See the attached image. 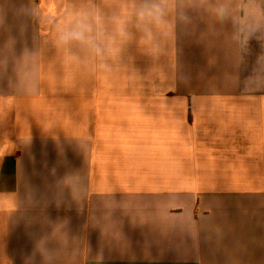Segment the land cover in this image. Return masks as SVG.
I'll return each mask as SVG.
<instances>
[{
  "label": "crops",
  "instance_id": "1",
  "mask_svg": "<svg viewBox=\"0 0 264 264\" xmlns=\"http://www.w3.org/2000/svg\"><path fill=\"white\" fill-rule=\"evenodd\" d=\"M132 4L0 0V264H264V0H176L109 73L58 45Z\"/></svg>",
  "mask_w": 264,
  "mask_h": 264
},
{
  "label": "clouds",
  "instance_id": "2",
  "mask_svg": "<svg viewBox=\"0 0 264 264\" xmlns=\"http://www.w3.org/2000/svg\"><path fill=\"white\" fill-rule=\"evenodd\" d=\"M175 6L176 0H133L126 13L107 16L98 9H85L58 32L57 43L65 49H78L86 62L109 73L112 62L131 39L132 29L139 33L142 44L149 50L172 35L170 17Z\"/></svg>",
  "mask_w": 264,
  "mask_h": 264
}]
</instances>
